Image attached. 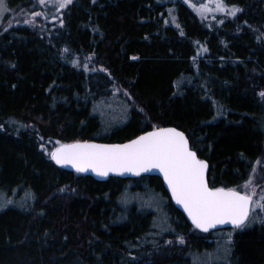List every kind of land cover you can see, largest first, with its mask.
Here are the masks:
<instances>
[{"label":"trees","instance_id":"trees-1","mask_svg":"<svg viewBox=\"0 0 264 264\" xmlns=\"http://www.w3.org/2000/svg\"><path fill=\"white\" fill-rule=\"evenodd\" d=\"M223 3L212 23L183 0H71L35 29H1L3 15L0 264H197L218 239L230 264H264V221L217 238L233 226L193 229L160 177L99 180L40 149L42 137L124 142L173 126L208 162L209 187L241 186L264 154V0ZM148 187L165 197L174 232L122 200ZM177 236L184 245L163 247Z\"/></svg>","mask_w":264,"mask_h":264},{"label":"snow or ice","instance_id":"snow-or-ice-1","mask_svg":"<svg viewBox=\"0 0 264 264\" xmlns=\"http://www.w3.org/2000/svg\"><path fill=\"white\" fill-rule=\"evenodd\" d=\"M70 2L71 0H58L59 8L66 7ZM38 3L43 5L46 0H38ZM215 3V10H227L223 0H215ZM200 10L201 14L212 11L206 6H201ZM9 11L11 9L6 7V0H0V16ZM238 11L240 9L232 6L229 14L235 15ZM39 14L31 13L32 16ZM73 63L77 61L73 60ZM260 95L264 96V91ZM57 143L59 146L51 152L52 158L58 164H71L78 171L91 168L96 173L107 176L110 172L139 175L153 168L159 169L172 197L183 205L193 224L204 231L226 222H230L235 228H243L253 220L264 221V216L257 215L255 211L264 210V194L259 199H254L256 193L252 175L244 182V187L251 191H239L235 186L209 187L207 161L198 158L190 147L188 137L178 128L156 126L152 131L123 144L105 145L90 141ZM255 171L254 168L253 172ZM122 200L127 202V197H122ZM178 239L183 242L184 238L180 236ZM228 239L231 240L230 234Z\"/></svg>","mask_w":264,"mask_h":264},{"label":"rangeland","instance_id":"rangeland-1","mask_svg":"<svg viewBox=\"0 0 264 264\" xmlns=\"http://www.w3.org/2000/svg\"><path fill=\"white\" fill-rule=\"evenodd\" d=\"M183 1L186 2V4L194 12L195 15L196 13L198 14V18L200 20H205L206 22H211V23L216 22L218 18V12L220 11L215 10L216 9L215 0H211V2L210 0H183ZM223 4L225 5V3ZM201 6H206L208 8H211L212 11H208L206 14H201V10H200ZM43 8L45 9L47 8L46 9L47 11L44 12ZM64 8H59L58 0H52V2H47L46 0V3L43 5L39 4L38 0H33L31 7H29L28 9L24 7H17V8L11 9V11L8 12L4 20H3L4 14L0 16V23L3 20L1 29H6L9 27L17 26V25H24L32 29H35L39 26L44 27V25L47 22L53 21L57 23L59 21L58 18L60 17L61 12ZM31 13H40V14L36 16H32ZM47 16L51 18H47ZM53 17H56V19H53ZM25 21H28V22H25ZM156 126L158 125H153V127H156ZM57 142H61V141L57 139H51V138L45 139L42 137L41 143H40V149L45 153V155L51 158V152L56 147L59 146ZM254 168L256 169V171L253 172L252 170L251 172L252 183H253V186L255 187V193H256L254 199H259L260 195L264 194V154L262 157H260L255 162L253 169ZM139 184L142 185L143 187H146L143 185L142 182H140ZM149 188L150 187H148V189ZM67 189L68 187L65 186L62 188V191L64 192ZM237 189L239 191H251L250 188L246 189L244 187V183L241 186H237ZM146 190H147V187H146ZM130 193L135 194L136 197H132V198L127 197V203H129L130 201L135 202L137 204L141 203L142 205L148 207L149 209L156 211L157 216H158V226L159 227L161 226L162 228H166V229L169 228L168 230L171 232L175 231L176 228L173 225L168 226L164 223L165 215H163L164 213L162 209H163V202L165 200L164 199L165 197H162L161 194L159 195L157 191H152V190H150V192H147L146 194H143L142 192H138L137 190L136 191L131 190ZM126 194L128 195V192ZM255 211L257 215L264 216V210L256 209ZM256 220L261 221L260 219H256ZM254 221L255 220H253L250 223H247L244 227H248L254 224L255 223ZM194 227L195 226L193 225L192 228L194 229ZM240 229L242 228H235L233 226L228 231L223 232L222 234L217 231L212 232L211 234L217 238L220 236H223V237L225 236L226 238H228L230 234L231 240H232V235L234 234V232ZM178 237L180 236H177L175 239H170L169 237H166L163 240V247L164 248L166 246L171 247V245H174V246L184 245L186 241L185 237L183 239V242H181L178 239ZM166 241H171V243H166ZM223 245H227V241L224 239H218L215 243V247L207 251L204 257H200V256L194 257L195 263L197 264H230L229 256H226V254L224 255L222 252V250L224 249L222 247Z\"/></svg>","mask_w":264,"mask_h":264},{"label":"water","instance_id":"water-1","mask_svg":"<svg viewBox=\"0 0 264 264\" xmlns=\"http://www.w3.org/2000/svg\"><path fill=\"white\" fill-rule=\"evenodd\" d=\"M164 128H167V127H173V126H163ZM176 128V127H174ZM153 129L151 130H148L146 132H149V131H152ZM180 130V129H179ZM182 131V130H180ZM183 132V131H182ZM145 133V132H144ZM143 133L137 135V136H140L142 135ZM135 136V137H137ZM135 137L129 139V140H132L134 139ZM127 140V141H129ZM127 141H124V142H109V143H106V142H94V143H97V144H105V145H111V144H123V143H126ZM75 142V141H74ZM90 142H93V141H90ZM67 143H72V142H67ZM190 144V143H189ZM198 156V155H197ZM199 158V157H198ZM201 159V158H199ZM51 160L58 166L60 167H63V168H67V169H71V170H74V171H78L74 166H72L71 164H58L56 163V161L52 158L51 156ZM201 160H204V159H201ZM206 161V160H205ZM208 163V162H207ZM208 169H209V165H208ZM208 169H207V172H206V176L208 174ZM79 173H82V174H89L93 177H95L96 179H99V180H104L108 177H118V178H123V179H136V178H140L142 176H158L161 178L162 182H163V186L164 188L166 189L169 197H170V200L172 201L173 205L178 209L180 210L187 218L188 220L190 221L191 224H193L192 220H191V217L188 216L187 212L184 210V207L182 204H179L173 197H172V194H171V190L168 188V185H167V182L164 180L163 178V173L159 170V169H156V168H153L147 172H142L140 173L139 175L135 174V173H124V174H120V173H112L110 172L107 176H103V175H100L98 173H96L94 170H92L91 168L85 170V171H78ZM194 225V224H193ZM195 226V225H194ZM224 226H233L231 225L230 222H226L225 224H222V225H216L214 228H210L208 231L212 230V229H216V228H221V227H224ZM196 227V226H195ZM197 228V227H196ZM199 229V228H198ZM200 231H204L202 229H199ZM208 231H204V232H208Z\"/></svg>","mask_w":264,"mask_h":264},{"label":"bare ground","instance_id":"bare-ground-1","mask_svg":"<svg viewBox=\"0 0 264 264\" xmlns=\"http://www.w3.org/2000/svg\"><path fill=\"white\" fill-rule=\"evenodd\" d=\"M181 130V129H180ZM166 190V189H165ZM167 192V191H166Z\"/></svg>","mask_w":264,"mask_h":264}]
</instances>
